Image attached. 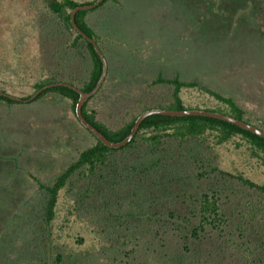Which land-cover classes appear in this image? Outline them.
I'll return each instance as SVG.
<instances>
[{
  "label": "trees",
  "instance_id": "trees-1",
  "mask_svg": "<svg viewBox=\"0 0 264 264\" xmlns=\"http://www.w3.org/2000/svg\"><path fill=\"white\" fill-rule=\"evenodd\" d=\"M96 1L30 0L20 27L5 32L9 37L5 46L15 63L5 67L0 62V92L17 95L7 90V82L32 87L33 93L23 99L57 83L84 92L94 90L104 64L95 46L73 26L71 14L78 6ZM128 5L124 0H104L76 14L79 27L95 40L108 61L103 85L83 107L91 124L118 143L148 110L203 109L264 130L232 95L185 80L180 74H159L132 84L128 70L133 64L121 59L125 9L134 4ZM30 40L49 50L45 52L50 63L42 61L35 71L36 63L31 67L22 62ZM76 64L79 75L73 71ZM124 83L134 85L132 92H122ZM192 90L208 100L187 101L185 94ZM115 91L122 96H116L114 111L103 119L99 99ZM50 94L67 100L83 126L76 115L80 94L71 87L48 88L28 104ZM0 102L11 108L26 104L1 94ZM86 131L94 143L54 179L29 172L37 184L36 194L26 201L16 224V219L11 223L18 229L0 235V264H76L79 256L69 242L83 245L88 235L94 245L88 249L95 255L88 264L131 260L138 264H264L263 137L206 116L151 115L121 148L108 147ZM141 161L146 163H135ZM109 190L121 193L112 195ZM85 214L90 217L86 219ZM75 224L84 229V235L74 234ZM255 226L260 228L253 231Z\"/></svg>",
  "mask_w": 264,
  "mask_h": 264
},
{
  "label": "rangeland",
  "instance_id": "rangeland-1",
  "mask_svg": "<svg viewBox=\"0 0 264 264\" xmlns=\"http://www.w3.org/2000/svg\"><path fill=\"white\" fill-rule=\"evenodd\" d=\"M124 2L126 7L130 2L134 4L125 9V31L120 36H124L125 50L120 49L123 51L121 59L129 66L134 65L128 70L130 77L127 76L132 84L138 85L141 79L149 80L159 74H180L185 80H197L232 95L247 109L248 117L264 127V122L260 123L264 120V0ZM30 3V0H0L2 66L15 63L5 46L9 38L5 32L20 27ZM46 50L43 44L30 40L27 49H23L25 60L22 62L31 67L36 63L35 71V65L48 61ZM73 71L77 75L81 73L78 64ZM7 83V90L18 97L33 93L30 86ZM131 83H124L122 92L131 91L134 88ZM133 91L136 92V88ZM105 94L104 98L101 95L98 105L103 119L114 111L116 96H122L116 91ZM185 98L197 103L209 97L192 90ZM94 141L75 118L70 103L58 95L50 94L35 103L19 104L14 108L0 102V235L18 229L11 223L16 219V224L24 204L36 194L37 184L29 177V172L52 180ZM135 163L145 164L146 161ZM119 193L121 191H108L112 195ZM259 228L255 226L253 231ZM71 230L84 235V229L77 224ZM87 237L83 245L69 242L79 256L76 264H88L86 262L95 257L88 249L94 246L90 243L91 235ZM258 237L255 236V240ZM122 264L138 263L131 260Z\"/></svg>",
  "mask_w": 264,
  "mask_h": 264
},
{
  "label": "water",
  "instance_id": "water-1",
  "mask_svg": "<svg viewBox=\"0 0 264 264\" xmlns=\"http://www.w3.org/2000/svg\"><path fill=\"white\" fill-rule=\"evenodd\" d=\"M103 1L104 0H97L94 4H91V5L78 6L71 14V21H72L73 26L75 27V29L80 34H82L88 41H90L95 46L97 52L99 53L100 57L102 58L103 64H104V70H103L102 77H101L99 83L97 84V86L95 87L94 90H92L91 92H84L80 88L73 86L71 84L57 83V84H52V85H49V86L42 88L41 90L37 91L30 99H23L21 97H18V96L12 95V94H8V93H3V92H0V94L8 96L11 99H14V100L19 101V102L28 103L30 101H33L43 91H45L48 88H51L54 86H59V85H65V86L71 87V88L75 89L80 94V100H79V102L77 104V108H76V115H77L78 120L86 129H88L96 137H98L106 146L111 147V148H121V147L126 146L128 143H130L132 141V139L135 137V135L137 134L138 130L140 129V126L143 123V121L151 115H165V116H172V117L206 116V117L218 118V119L236 124V125L244 128V129H246L252 133H255V134L264 138V130H262V129H260V128L246 122V121L240 120V119L235 118V117L230 116V115H225L222 113L207 111V110H203V109L177 111V110H167V109H160V108L148 110V111L144 112L142 115H140L139 118L137 119L131 133L123 141L116 143V142L111 141L109 138H107L100 130H98L93 124H91L84 117L83 107H84L85 103L92 96H94L100 90L101 86L103 85V83L107 77V74H108V61H107L106 57L104 56L103 52L101 51L100 47L98 46V44L95 42V40L93 38H91L85 31H83L76 22V14L79 11L94 9V8L98 7Z\"/></svg>",
  "mask_w": 264,
  "mask_h": 264
}]
</instances>
